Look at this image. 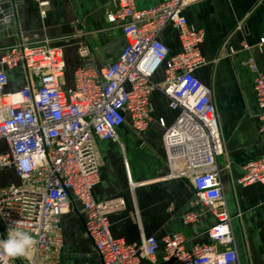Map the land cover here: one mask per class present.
Instances as JSON below:
<instances>
[{
    "label": "built area",
    "instance_id": "obj_1",
    "mask_svg": "<svg viewBox=\"0 0 264 264\" xmlns=\"http://www.w3.org/2000/svg\"><path fill=\"white\" fill-rule=\"evenodd\" d=\"M24 1L0 0L3 29L15 25L17 8ZM32 1L45 16L49 0ZM196 1L166 0L138 9L135 0H115L107 17L123 30L124 50L112 65L97 67L86 62L76 69L71 83L64 53L50 41L21 40L4 50L0 58V142L5 147L0 152V170L12 168L20 185L0 187V239L19 221L36 244L26 256L5 257L0 264H59L64 244L62 215L72 201L82 207L85 233L102 264H241L218 164L226 147L214 91L196 75L206 64L201 50L205 33L183 15ZM168 30L176 31L180 41L181 51L175 55L161 41ZM243 48L249 46L244 43ZM80 54L87 58L89 51L81 49ZM20 65L29 84L6 93L7 70ZM247 65L263 110L255 129L264 138V74L254 58ZM162 69L164 80L158 83L154 78ZM154 91L161 92L178 113L170 126L160 120L165 129L167 178L189 179L197 200L216 220L207 232L212 244L187 249L183 235L172 234L162 241L161 260L157 259L160 243L155 237L143 235L139 245H132L112 235L110 216L124 208L123 200L100 202L93 194L100 183L96 141H118V131L127 121L136 133L147 132ZM244 171L240 185L264 187V156L249 162ZM198 218L196 213L189 214L184 223Z\"/></svg>",
    "mask_w": 264,
    "mask_h": 264
},
{
    "label": "crops",
    "instance_id": "obj_2",
    "mask_svg": "<svg viewBox=\"0 0 264 264\" xmlns=\"http://www.w3.org/2000/svg\"><path fill=\"white\" fill-rule=\"evenodd\" d=\"M114 1L49 0L42 16L36 2L25 0L17 8L15 25L9 29L0 26V58L6 48L21 40H47L62 49L66 75L67 68L71 71L69 83L76 69L88 61L97 67L112 65L126 46L121 27L108 21ZM165 1L135 0L138 9L156 7ZM183 15L194 28L205 33L201 50L206 64L196 75L214 91L226 147V155L218 164L223 171V194L232 217L240 263L264 264V187H244L238 182L245 174V165L264 156V138L255 129L263 110L254 92V74L247 65V60L254 58L264 74V0H198L186 7ZM161 41L171 55L181 51L176 31L168 30L161 35ZM244 43L249 46L247 50ZM81 49L89 51L87 58L81 56ZM7 75L6 93L29 84L22 65L7 70ZM154 79L158 83L164 80L163 69ZM151 103L152 121L147 132L136 133L127 121L118 131V141H96L100 183L93 194L100 202L123 200L124 208L110 216L112 235L132 245H139L143 235L155 237L160 243L157 259L161 260L162 241L172 234L183 235L187 249L212 244L207 232L216 220L197 200L189 179L167 178L165 129L160 120L170 126L178 113L159 91L152 93ZM4 147L5 142H0V152ZM8 169L16 177L14 170ZM192 213L199 216L198 220L185 224L184 218ZM62 234L59 264H72L74 255L90 253L102 264L85 233L82 207L77 201H72L70 210L62 215Z\"/></svg>",
    "mask_w": 264,
    "mask_h": 264
},
{
    "label": "clouds",
    "instance_id": "obj_3",
    "mask_svg": "<svg viewBox=\"0 0 264 264\" xmlns=\"http://www.w3.org/2000/svg\"><path fill=\"white\" fill-rule=\"evenodd\" d=\"M19 225V221L14 222V226L8 228L7 237L0 239V259L26 256L36 244L34 237Z\"/></svg>",
    "mask_w": 264,
    "mask_h": 264
},
{
    "label": "rangeland",
    "instance_id": "obj_4",
    "mask_svg": "<svg viewBox=\"0 0 264 264\" xmlns=\"http://www.w3.org/2000/svg\"><path fill=\"white\" fill-rule=\"evenodd\" d=\"M71 71L67 68V79L70 77ZM20 185V181L14 176V173L9 169H4L0 173V187L1 188H10V187H18ZM72 264H99L97 263L95 256L90 254L86 255H74ZM60 263V262H59Z\"/></svg>",
    "mask_w": 264,
    "mask_h": 264
},
{
    "label": "water",
    "instance_id": "obj_5",
    "mask_svg": "<svg viewBox=\"0 0 264 264\" xmlns=\"http://www.w3.org/2000/svg\"><path fill=\"white\" fill-rule=\"evenodd\" d=\"M0 232L2 233V229H1V227H0ZM2 238H5V236L2 235ZM146 264H150V263H146Z\"/></svg>",
    "mask_w": 264,
    "mask_h": 264
}]
</instances>
